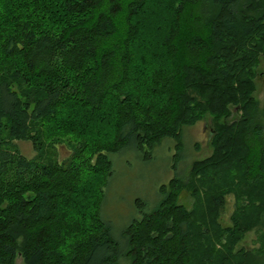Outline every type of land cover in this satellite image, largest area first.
<instances>
[{
	"label": "trees",
	"instance_id": "obj_1",
	"mask_svg": "<svg viewBox=\"0 0 264 264\" xmlns=\"http://www.w3.org/2000/svg\"><path fill=\"white\" fill-rule=\"evenodd\" d=\"M262 55L264 0H0V264H264V231L259 259L237 248L264 227ZM208 113L212 152L116 233L112 154L179 152Z\"/></svg>",
	"mask_w": 264,
	"mask_h": 264
},
{
	"label": "rangeland",
	"instance_id": "obj_2",
	"mask_svg": "<svg viewBox=\"0 0 264 264\" xmlns=\"http://www.w3.org/2000/svg\"><path fill=\"white\" fill-rule=\"evenodd\" d=\"M256 77L255 97L259 101L260 113L264 114V55L258 67ZM241 111L231 106L229 119L239 117ZM263 116V115H262ZM211 114L205 119L192 125H186L183 131V147L178 152L176 139L164 138L152 150H142L135 145H129L120 152L112 154L114 171L106 189V200L103 213L114 225L116 233L137 214L136 199L147 200L151 205L159 198V185L171 177L182 175L184 178L193 160L203 158L212 152V123ZM264 117V116H263ZM20 152L26 156H33L35 149L31 140L20 139L15 141ZM59 157L66 156L69 151L65 145L58 146ZM180 201L192 207L194 197L187 190H183ZM234 209L232 196L229 203L221 210L219 221L223 225L231 224V212ZM263 226H255L245 232L238 241L237 248L244 247L254 252L255 259H259L260 238ZM264 234V232H263ZM15 264H25L20 255L16 256Z\"/></svg>",
	"mask_w": 264,
	"mask_h": 264
}]
</instances>
